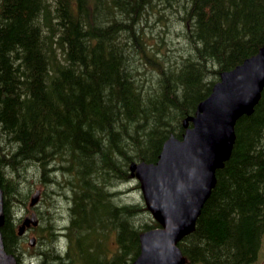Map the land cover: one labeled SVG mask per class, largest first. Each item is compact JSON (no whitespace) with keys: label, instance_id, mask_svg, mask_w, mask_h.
Listing matches in <instances>:
<instances>
[{"label":"trees","instance_id":"1","mask_svg":"<svg viewBox=\"0 0 264 264\" xmlns=\"http://www.w3.org/2000/svg\"><path fill=\"white\" fill-rule=\"evenodd\" d=\"M155 23L178 25L186 52L170 54L163 29L152 31ZM263 45L264 0H0L6 250L23 264L21 219L12 213L14 206H26L29 193H21V182L29 163L42 183L72 192L67 249L45 250L44 257L62 264L133 262L139 234L159 225L152 217L140 222L149 214L145 204H119L117 183L136 181L132 163H156L168 138L183 137L184 120L220 74ZM235 135L194 231L178 244L184 264H254L260 257L264 89L253 113L237 121ZM47 221L36 229L51 239L56 228L53 218ZM111 235L117 247L109 258ZM56 250L59 257H51Z\"/></svg>","mask_w":264,"mask_h":264},{"label":"water","instance_id":"2","mask_svg":"<svg viewBox=\"0 0 264 264\" xmlns=\"http://www.w3.org/2000/svg\"><path fill=\"white\" fill-rule=\"evenodd\" d=\"M263 89L264 46L242 64L220 74L211 94L185 120L183 137L172 135L166 140L156 163L131 164L145 206L160 226L139 235L140 254L131 264L184 263L178 242L194 231L215 187L216 171L231 156L235 125L242 116L253 113ZM40 197L41 190L36 189L29 206L36 207ZM4 224V192L0 186V264H18L16 255L5 248ZM38 225V215L32 211L19 225L18 235ZM35 243L36 238H30L29 245Z\"/></svg>","mask_w":264,"mask_h":264},{"label":"rangeland","instance_id":"3","mask_svg":"<svg viewBox=\"0 0 264 264\" xmlns=\"http://www.w3.org/2000/svg\"><path fill=\"white\" fill-rule=\"evenodd\" d=\"M170 10H166V15L170 17L171 20L174 19L173 16H170L169 13ZM152 20H155L157 18L156 13L151 14ZM154 30L152 31H158L163 29L162 36L164 40L167 41V45H169L172 48V51H170V54L173 56H176L177 58L182 55V53L186 52L188 46L186 40L178 34L179 28L178 25H174V23H155L153 24ZM156 33V32H155ZM154 33V34H155ZM159 45L162 46L163 43L159 42ZM161 51H166L168 53V49L166 47L160 48ZM148 71V70H146ZM145 72V71H144ZM146 76H149L150 73L146 72ZM1 143L4 144V142L1 140ZM8 147V146H7ZM32 164L27 163L24 174V178L21 182V193L28 195V200L26 202V206H14L13 208V217L15 219L20 218L21 220L27 216L30 215V213L33 211L32 208H30V197L33 195L36 189H40L42 192L40 201L38 203V206L35 208L39 218H40V224L39 226L46 225L48 222L47 219L53 218L54 225H55V233H58V235H55V237L48 239V232L45 234L43 229H36L32 228L29 230L27 235L24 236V242H23V253L21 256V262L23 264H62L61 261H49L46 257H44V254L42 253L44 250H49L51 248H59V252H63L67 249V241H65V230L64 226L67 225L69 222V207L71 204V190L68 189H62L60 188V185H57L56 183H48L47 185L42 183L40 181L41 172L39 169L35 166H31ZM8 170L5 169L6 176H8ZM53 178L56 180L55 182H58V184H64L62 175L54 173ZM137 181H132L128 183H117L115 191H118L119 194L117 195L116 201L119 204H140L143 203L142 194L140 191V188H136ZM70 197V198H69ZM147 217H143L140 222L147 221L149 222V215L148 213ZM42 217L44 221L42 220ZM138 224V222H137ZM38 226V227H39ZM37 227V228H38ZM60 234V235H59ZM62 234V235H61ZM35 237L36 243L34 246L29 245L30 238ZM109 241V258L112 256V254L116 251V243H115V236L111 235ZM59 240V241H58ZM52 243H50V242ZM59 245H58V244ZM54 244L56 247H54ZM64 244V245H63ZM59 247H58V246ZM66 247V248H65ZM105 248V246H104ZM57 251V250H56ZM59 252L55 251L51 254H49L51 257H59ZM65 253V252H64ZM55 254V255H54ZM47 259V260H46ZM56 260V258H53ZM254 264H264V238H263V244H262V250L260 253V257L258 258L257 262Z\"/></svg>","mask_w":264,"mask_h":264},{"label":"bare ground","instance_id":"4","mask_svg":"<svg viewBox=\"0 0 264 264\" xmlns=\"http://www.w3.org/2000/svg\"><path fill=\"white\" fill-rule=\"evenodd\" d=\"M49 223V222H48ZM49 226V225H48ZM48 228V227H47ZM49 229V228H48ZM58 234V233H57ZM60 235V234H59ZM62 235V234H61ZM4 239V238H3ZM59 241V240H58ZM64 245V244H63ZM58 246V245H57ZM54 247H56V245L54 244ZM59 247V246H58ZM45 251V250H44ZM58 252V251H57ZM60 254V253H59ZM55 255V254H54ZM45 256V255H44ZM52 256V255H51ZM58 257V256H57ZM52 259V258H51ZM47 260V259H46ZM63 260V259H62ZM70 263V262H69Z\"/></svg>","mask_w":264,"mask_h":264},{"label":"flooded vegetation","instance_id":"5","mask_svg":"<svg viewBox=\"0 0 264 264\" xmlns=\"http://www.w3.org/2000/svg\"><path fill=\"white\" fill-rule=\"evenodd\" d=\"M52 261H57V260H54V259H53ZM79 264H80V263H79Z\"/></svg>","mask_w":264,"mask_h":264}]
</instances>
